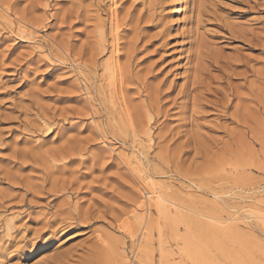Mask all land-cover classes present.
<instances>
[{"label":"rangeland","instance_id":"1","mask_svg":"<svg viewBox=\"0 0 264 264\" xmlns=\"http://www.w3.org/2000/svg\"><path fill=\"white\" fill-rule=\"evenodd\" d=\"M61 259L264 264V0H0V264Z\"/></svg>","mask_w":264,"mask_h":264},{"label":"bare ground","instance_id":"2","mask_svg":"<svg viewBox=\"0 0 264 264\" xmlns=\"http://www.w3.org/2000/svg\"><path fill=\"white\" fill-rule=\"evenodd\" d=\"M115 4V3H114ZM112 25V24H111ZM119 30V29H118ZM236 35L238 36V38H241V39H245L246 41H249V42H251V41H259L260 39L258 38V37H256V36H253L252 37V39L250 40H247V37H246V35L245 34H242V33H237L236 32ZM259 39V40H258ZM116 51V50H115ZM116 54V53H115ZM113 70V69H112ZM250 71L249 70H246V72H244V73H242V75L241 76H243L244 77V79H245V81L247 82L248 81V79H247V77H248V73H249ZM112 73H113V71H112ZM119 73V72H118ZM252 73V75L254 74V72H250V74ZM223 75H224V77H225V80H226V78H228L229 76L226 74V73H223ZM251 75V76H252ZM254 76V75H253ZM256 77V76H255ZM230 78V77H229ZM202 86H203V82L197 77V76H195V79L192 81V83H191V87H192V90L193 91H197V90H199V89H202ZM206 87H208V86H206ZM206 87H204V89H207ZM211 89L209 88L208 89V91H210ZM112 94V93H111ZM116 94V93H115ZM114 98V97H113ZM115 100V99H114ZM228 102V101H227ZM256 104L257 105H259L260 104V102H257L256 101ZM112 105V104H111ZM223 106V105H222ZM119 107V106H118ZM223 108H225V109H227V108H229V106H225V107H223ZM126 110V109H125ZM127 111V110H126ZM128 112V111H127ZM127 114V113H126ZM125 114V115H126ZM127 115H129V114H127ZM149 177V176H148ZM147 177V178H148ZM146 178V179H147ZM150 179V178H149ZM157 184V183H156ZM162 185V184H161ZM154 187H155V185H153ZM161 188V187H160ZM161 194H163V191H162V188L161 189H151L150 190V193L149 194H147V198H148V200H147V202L148 203H151V201H152V199H154V197H155V199L153 200L155 203H163L165 200H164V198H165V196L164 195H161ZM152 196H154L153 198H151ZM151 199V200H150ZM164 200V201H163ZM147 203V204H148ZM165 203H166V201H165ZM142 204V203H141ZM146 204V205H147ZM159 205V204H158ZM144 206H145V204H144ZM149 206H151V204L149 205ZM163 206V205H162ZM161 206V207H162ZM148 207V206H147ZM157 207H159V206H157ZM156 207V208H157ZM165 207V206H164ZM76 210V209H75ZM149 210V209H148ZM63 213V212H62ZM72 213V212H71ZM65 214V213H64ZM151 214V213H150ZM57 218V217H56ZM70 219H72V220H75V218L74 217H71ZM192 222V221H191ZM147 247V246H146ZM64 259V258H63ZM54 262H57V264H64L65 263V261L64 260H53ZM48 264H54V263H48Z\"/></svg>","mask_w":264,"mask_h":264}]
</instances>
